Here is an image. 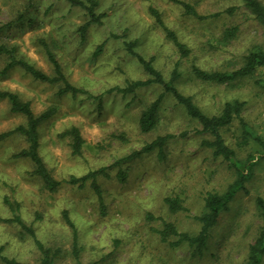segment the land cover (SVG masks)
I'll list each match as a JSON object with an SVG mask.
<instances>
[{"label": "clouds", "instance_id": "clouds-1", "mask_svg": "<svg viewBox=\"0 0 264 264\" xmlns=\"http://www.w3.org/2000/svg\"><path fill=\"white\" fill-rule=\"evenodd\" d=\"M0 264H264V0H0Z\"/></svg>", "mask_w": 264, "mask_h": 264}]
</instances>
